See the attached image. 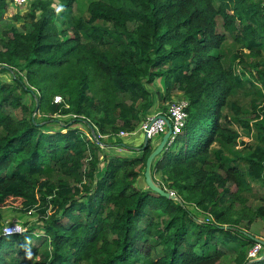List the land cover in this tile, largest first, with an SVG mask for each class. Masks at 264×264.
I'll return each instance as SVG.
<instances>
[{
	"label": "trees",
	"instance_id": "obj_1",
	"mask_svg": "<svg viewBox=\"0 0 264 264\" xmlns=\"http://www.w3.org/2000/svg\"><path fill=\"white\" fill-rule=\"evenodd\" d=\"M84 1L36 0L2 31L0 74L14 80L0 81V211L19 202L39 215L45 238L35 228L6 235L0 215V264H221L231 253L235 264L250 263L264 195L257 209L245 195L248 180L264 189V108L247 171L226 167L220 153L215 161L212 146L238 139L222 122L224 110L241 111L237 88H264V62L256 75H237L252 67L245 55L263 56L264 0H94L83 10ZM10 4L0 0V27ZM228 41L241 55H224ZM157 79L160 102L181 95L188 104L183 133L152 168L180 201L140 184L151 142L135 157L105 154V139L150 117Z\"/></svg>",
	"mask_w": 264,
	"mask_h": 264
},
{
	"label": "rangeland",
	"instance_id": "obj_2",
	"mask_svg": "<svg viewBox=\"0 0 264 264\" xmlns=\"http://www.w3.org/2000/svg\"><path fill=\"white\" fill-rule=\"evenodd\" d=\"M36 0H29V2L22 7H15L10 4V8L8 12L5 14L2 20V24L4 27H0V39L2 37V31H7L8 24L13 23V17L20 16L25 17L26 14L30 13L31 4H33ZM94 0H87L82 3L83 10H85L89 3ZM16 26H20V22L15 23ZM7 28V29H6ZM224 55L230 60L233 54L239 53L241 55V47L235 44L232 41H228L223 48ZM247 54V53H246ZM245 61L248 64L252 65L251 69L243 70L240 66H238L239 75L242 71L245 73L244 76L249 77L251 74L256 75L257 71L253 69V66H258L259 64L264 62V52L263 56L259 59H254L250 57L248 54L245 55ZM263 69V67H260ZM264 70V69H263ZM0 72H2L0 70ZM13 76L10 74H0L1 82L13 83ZM149 92L151 93L155 105L151 110V114L149 115L151 119L154 120L155 117H160L161 113H165L168 115L171 107L179 102H181V95H177L172 101V103L160 102L158 100L159 94H165L164 81L157 79L155 83L148 87ZM60 100V99H59ZM232 102L235 103L240 108V113H236L230 110H224V120L222 121L224 126L229 129V134L232 136L237 135L238 139L235 144L228 145L225 140L218 139L216 143L212 146V156L217 161V154L220 153L222 156V164L226 167H231L236 165L240 170L247 171L248 166L245 164L246 157L250 156L253 152V149L258 145L257 133L254 128L255 124V115H257V111L264 108V88L263 85L259 82H255L254 84L246 83L243 86H239L236 90V93L232 99ZM167 109L166 111L163 110ZM148 114V113H147ZM58 121H69L73 119L72 117H59L56 118ZM148 120V119H147ZM145 123H140L138 129L133 134L127 135H119L117 138L110 140L105 139V143L109 146L105 149V154L108 157L111 156H123V157H135L136 154H140L139 149H142L143 143H139L135 141L136 137H145L143 126ZM249 126V128L247 127ZM87 135L90 137L89 132L86 128L80 127ZM163 135H158L154 137L152 141V145L154 147H158ZM98 140V139H97ZM136 149V150H134ZM132 150L134 152H132ZM104 161V158H102ZM159 178V177H158ZM249 184L253 187L252 194H246L245 197L248 198L249 204L252 208L257 209L261 203L260 199H262L264 195V189L262 188V184L260 182H255L248 180ZM140 184L144 185L145 181L143 179L140 180ZM173 193V192H170ZM174 194V193H173ZM20 206L19 202L14 201L10 203L9 206L1 209L0 215L3 218L2 225L3 233L6 234L5 229L8 227H17L23 233L29 232L31 228H35L37 230V234L34 238H45L43 235L42 224L40 223V217L37 214L22 212V210L18 207ZM197 218L202 221H208L207 217L204 214H196ZM251 233L253 234L254 239L260 240L264 242V225L261 222H257L250 228ZM1 232V230H0ZM261 245V244H260ZM261 258V259H260ZM264 260V245H261L258 248V257L251 260L260 261ZM236 256L231 253L228 254L226 258L222 260L221 264H235Z\"/></svg>",
	"mask_w": 264,
	"mask_h": 264
},
{
	"label": "built area",
	"instance_id": "obj_3",
	"mask_svg": "<svg viewBox=\"0 0 264 264\" xmlns=\"http://www.w3.org/2000/svg\"><path fill=\"white\" fill-rule=\"evenodd\" d=\"M12 2L15 6L21 7L26 5L29 0H8ZM263 9H264V4H263ZM60 99V100H59ZM62 99L61 98H56L55 103H61ZM188 104L186 102H179L175 105H173L167 115L168 121L171 123L172 126V137H171V143L175 140L177 135H180L183 133V129L186 125V121L188 118L186 109H187ZM156 118V117H155ZM154 118V119H155ZM153 119L149 118L146 122L145 125L143 126V131L145 135H148V138L150 140H153L154 137L158 135H165L168 131L166 122L162 119L155 121L152 125L151 122ZM121 135H126L125 133H121ZM9 231H5L6 235H14V234H22L23 232L18 229L17 227H8L6 228ZM260 245H258L250 254L249 258L251 260L255 259L258 257V248Z\"/></svg>",
	"mask_w": 264,
	"mask_h": 264
},
{
	"label": "water",
	"instance_id": "obj_4",
	"mask_svg": "<svg viewBox=\"0 0 264 264\" xmlns=\"http://www.w3.org/2000/svg\"><path fill=\"white\" fill-rule=\"evenodd\" d=\"M164 120L166 122L168 131L167 133L163 136L160 144L158 145V147L154 150V152L150 155V157L147 160L146 163V171H145V183L146 186L148 187L149 190H151L152 192L161 195L162 197H165L167 199H172L174 201H180L179 198L173 194L170 193L168 191H166L165 189L161 188L155 181L153 173H152V168H153V164L155 162V160L165 151V149L170 145L169 141L172 137L173 131H172V126L171 123L168 121L167 117L165 116H160V117H156L152 122L151 125L157 121V120ZM150 139L148 138V135H145V139H144V146H143V150L146 149V147L149 145L150 143ZM254 239V238H253ZM257 243L264 245L263 241L254 239ZM253 262H250L248 264H253Z\"/></svg>",
	"mask_w": 264,
	"mask_h": 264
},
{
	"label": "clouds",
	"instance_id": "obj_5",
	"mask_svg": "<svg viewBox=\"0 0 264 264\" xmlns=\"http://www.w3.org/2000/svg\"><path fill=\"white\" fill-rule=\"evenodd\" d=\"M150 141L152 143L153 140H150ZM143 145H144V143H143ZM5 231L7 232L9 230L5 229ZM30 244H31V241L26 238V244H25V249L24 250H25L26 257H28V258H30L32 256L31 248L29 247Z\"/></svg>",
	"mask_w": 264,
	"mask_h": 264
},
{
	"label": "crops",
	"instance_id": "obj_6",
	"mask_svg": "<svg viewBox=\"0 0 264 264\" xmlns=\"http://www.w3.org/2000/svg\"><path fill=\"white\" fill-rule=\"evenodd\" d=\"M149 118H150V117H149ZM149 118H148V119H149ZM144 139H145V137H144L141 141H138V142H139L140 144H141V143H144Z\"/></svg>",
	"mask_w": 264,
	"mask_h": 264
}]
</instances>
